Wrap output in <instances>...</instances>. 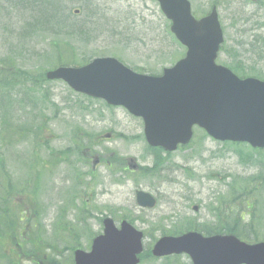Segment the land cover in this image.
Masks as SVG:
<instances>
[{
	"label": "rangeland",
	"instance_id": "374dc122",
	"mask_svg": "<svg viewBox=\"0 0 264 264\" xmlns=\"http://www.w3.org/2000/svg\"><path fill=\"white\" fill-rule=\"evenodd\" d=\"M190 1L196 17L206 15L214 2L219 4L225 40L219 64L234 67L240 77L264 74L247 67L254 65L264 71V59L257 62L249 52L253 35L260 33L264 24L262 19L256 21L264 17V9L258 8L255 0ZM76 9L78 14H74ZM170 25L156 0H0V61L15 63L27 73L12 79V94L0 91V161L12 182L18 185L27 178L29 168L22 167L21 162L30 164L32 154L41 161L38 165L48 161L51 148L71 149L69 158L74 159L78 143L89 144L85 130L94 135L93 147H83L84 160L77 161L87 182L84 199L67 210L61 209L66 205L61 202L60 193L67 184V163H59L58 167L65 166L56 167L52 173L45 171L38 189L35 207L39 214L34 225L36 230L46 226L45 240L57 247L60 264H73V250L77 247L89 250L92 239L102 232L101 220L110 214L116 219L128 216L134 220L145 233L146 252L164 232L170 235L189 228L206 233L231 227L245 241H264V178L256 181L259 191L251 199L247 190L241 194L242 189L236 192L242 195L241 199L231 197L235 178L264 175V149L250 159L252 149L248 144L221 142L196 128L188 146L165 158V178L153 179L141 170L153 163V153L147 150L143 138L141 118L132 116L125 108H111L102 100L76 93L64 81H44L40 90H33L38 85L30 80H39L41 72L57 66L55 58H49L54 42L66 38L71 39L70 46L75 50L71 63L82 65L79 63L96 57L113 56L136 72L161 74L186 51L170 32ZM233 50L244 62L246 73L235 63ZM41 123L46 132L37 129ZM77 125L84 130L74 129L71 133ZM115 132L132 140L119 138ZM17 133L26 137L20 141ZM74 134L78 137L73 140ZM39 144L42 147L36 148ZM114 155L125 159H114V169L124 171L108 168ZM36 173L35 168L30 175ZM101 188L102 194L97 193ZM137 189L157 196V206L140 209L135 201ZM220 196L224 198L217 199ZM194 205L199 206L198 211L192 209ZM0 240L6 241L4 237ZM3 250L13 256L16 249L4 242ZM20 261L33 264L25 257ZM140 264L192 261L183 254L146 258Z\"/></svg>",
	"mask_w": 264,
	"mask_h": 264
},
{
	"label": "water",
	"instance_id": "95a60500",
	"mask_svg": "<svg viewBox=\"0 0 264 264\" xmlns=\"http://www.w3.org/2000/svg\"><path fill=\"white\" fill-rule=\"evenodd\" d=\"M159 1L167 16L174 21L173 32L191 51L188 59L165 70L162 78H151L143 95L117 88L101 78L97 69L108 65L114 71L147 80L134 76L113 59L96 60L82 69L61 68L49 72L48 77H62L75 89L105 96L111 104L122 103L133 108L146 102L159 108L175 107L178 110L177 125L163 138L148 135L152 145L162 144L169 149L177 142L186 143L192 135L193 124L198 123L219 139L245 140L255 146H264V82L255 79L241 81L228 69L214 65L215 52L222 40L216 12L195 21L186 0ZM189 71L196 72L197 79L186 83L184 79ZM87 77L93 87L109 93L85 88ZM138 200L142 205L155 204L144 193L139 194ZM105 224V235L94 240L90 252H75V264H138L137 255L143 250L142 233L127 223L121 230H117L109 219ZM174 253L189 254L193 264H264V242L248 244L234 235L204 237L189 232L180 237H164L153 250L155 256Z\"/></svg>",
	"mask_w": 264,
	"mask_h": 264
},
{
	"label": "trees",
	"instance_id": "16d2710c",
	"mask_svg": "<svg viewBox=\"0 0 264 264\" xmlns=\"http://www.w3.org/2000/svg\"><path fill=\"white\" fill-rule=\"evenodd\" d=\"M5 68V66H2L1 69ZM7 75L8 74H4V73H0V83H3L4 81H6L8 84H13L12 81L9 79L8 77V80H6L5 78H7ZM1 200L0 199V207H1ZM0 214H1V210H0ZM2 224V219L0 218V225ZM15 227V224L14 222L11 224V228ZM2 230L0 228V234L2 233ZM12 236H17L16 234H12ZM18 237V236H17ZM38 252H40L41 255H38ZM34 254H37L38 256L36 257L35 259V263L38 264V263H41V262H44V264L46 262H49V264H60L61 260L60 259H56L54 256L51 257V254L50 252H48L47 250L45 251L44 249H36L35 251H33ZM4 256V254L2 253L1 254V257ZM1 257H0V260H1ZM6 259L8 261H11V259L6 255Z\"/></svg>",
	"mask_w": 264,
	"mask_h": 264
}]
</instances>
